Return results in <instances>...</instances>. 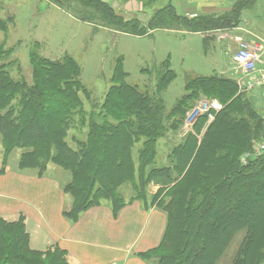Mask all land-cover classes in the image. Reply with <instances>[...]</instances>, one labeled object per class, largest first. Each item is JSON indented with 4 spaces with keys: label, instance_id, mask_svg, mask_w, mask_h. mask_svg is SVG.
<instances>
[{
    "label": "trees",
    "instance_id": "obj_1",
    "mask_svg": "<svg viewBox=\"0 0 264 264\" xmlns=\"http://www.w3.org/2000/svg\"><path fill=\"white\" fill-rule=\"evenodd\" d=\"M52 1L69 8L72 0ZM76 1L86 8L80 10L81 20L134 35L156 29L205 33L237 26L242 10L255 2L243 0L221 16L191 17L180 14L174 0H166L145 13L148 18L142 21L144 9L126 20L104 0ZM32 62L31 83L15 79L0 65L4 156L20 148L21 169L43 175L54 163L69 171L71 180L64 186L73 201L65 211L69 219L77 221L104 201L117 216L127 204L120 189L130 184L131 201L158 206L167 214L161 244L142 253L143 258H155L158 264H217L234 237L244 231L232 264H264V157L240 163V155L264 133L254 94L240 92L230 76H196L188 78L185 93L168 110L161 95L176 78L170 61L157 69V87L151 95L128 82L120 56L103 102L87 114L80 95L88 94V88L73 58L65 56L58 62L33 53ZM203 97L216 98L222 108L200 114L192 131L171 146L167 162L158 164L161 140L181 129L187 113ZM209 113L214 115L211 121ZM71 129L86 130L83 139L71 137L74 145L69 141ZM152 182L160 187L150 196ZM0 264L70 263L59 247L32 249L23 220L0 218Z\"/></svg>",
    "mask_w": 264,
    "mask_h": 264
},
{
    "label": "rangeland",
    "instance_id": "obj_2",
    "mask_svg": "<svg viewBox=\"0 0 264 264\" xmlns=\"http://www.w3.org/2000/svg\"><path fill=\"white\" fill-rule=\"evenodd\" d=\"M104 1L109 3L126 20L133 18L140 10L144 9V13L140 14L142 21H146L148 18L145 13H152L153 10L166 2V0L162 2L160 0ZM242 1L210 0L207 3L215 2L217 5H222L227 8L223 10L224 13H228L231 11L229 8ZM255 1L254 5L252 3L251 7L244 10L241 24L243 27L251 29L255 34H259V37L264 38V0ZM197 2V4L205 3V0H197ZM68 3L69 8L52 0H0V44L4 51L0 55V65L6 66L15 79H25L31 83L33 53L58 62L63 61L65 56L73 58L81 67L79 77L88 88V94L81 93L80 95L87 114L93 110L96 103L103 102L107 90L112 84V74L119 56L123 57V68L128 73V82L138 85L141 90L147 91L151 95L157 87V69L166 59L170 61L171 68L176 72V78L168 84L161 95L168 110L185 93L184 87L188 78L208 76L215 72L221 76H230L229 72L222 73L220 70L226 65L232 64L231 54L237 46L232 47L229 54L228 49L225 50L219 40H210L208 44L202 34L183 30L156 29L146 35L119 32L105 27L99 22L81 20L80 10L86 8L76 0ZM207 15L221 16L223 13ZM250 93L257 97V106L261 110L263 118L264 103L260 100V94L257 91ZM203 99L216 98L203 97ZM188 113L181 129L177 132L170 131L161 140L157 157L158 164L166 163V156L171 146L181 141L189 130L192 131L194 123L187 124V121L194 116L195 112L189 116ZM85 129L70 130L69 141L72 145L74 143L71 137L77 135L83 139L86 133ZM1 137L0 133V157L2 158ZM252 151L250 146L240 157ZM22 152L23 150L20 148L13 151L10 156L12 165L19 160ZM159 187L160 184L152 182L148 194L154 195ZM120 191L124 201L131 199L134 195L130 184L123 185ZM244 233V231H240L234 237L218 264H230L233 261Z\"/></svg>",
    "mask_w": 264,
    "mask_h": 264
},
{
    "label": "crops",
    "instance_id": "obj_3",
    "mask_svg": "<svg viewBox=\"0 0 264 264\" xmlns=\"http://www.w3.org/2000/svg\"><path fill=\"white\" fill-rule=\"evenodd\" d=\"M191 1L174 0V5L180 14L191 17L224 14L223 10L227 9L215 2L208 4L210 0L199 4L197 0ZM248 7L251 6L242 10L237 26L197 33L202 34L208 44L210 40H219L229 52L235 46V37L251 39L259 35L241 24ZM230 67L226 65L220 71L227 73ZM1 145L0 218L7 222L23 220L32 249L46 251L59 247L67 252L70 264H158L157 259H146L141 254L159 247L162 242L167 226V214L163 209L127 199V204L115 216L109 202L104 201L88 208L77 221H72L65 211L71 208L73 201L64 190L71 180V173L54 163L49 164L43 175L35 169H21V155L12 165L10 156L15 149L6 158L3 137Z\"/></svg>",
    "mask_w": 264,
    "mask_h": 264
},
{
    "label": "built area",
    "instance_id": "obj_4",
    "mask_svg": "<svg viewBox=\"0 0 264 264\" xmlns=\"http://www.w3.org/2000/svg\"><path fill=\"white\" fill-rule=\"evenodd\" d=\"M234 43L237 48L231 54L232 64L228 70L230 77L236 80L240 92L257 91L264 103V38L259 36H254L251 39L235 37ZM221 108L222 104L216 99H202L188 113L189 116L195 112L187 124L194 123L200 114L207 113L211 109L218 111ZM209 118L210 121L213 120L214 115L209 113ZM251 147L252 152L245 153L240 157L242 165L264 157V134L254 138Z\"/></svg>",
    "mask_w": 264,
    "mask_h": 264
}]
</instances>
